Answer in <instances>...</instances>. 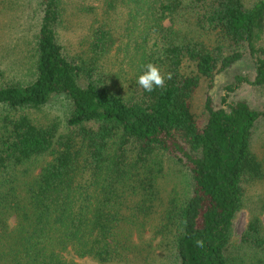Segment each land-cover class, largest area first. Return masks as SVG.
I'll list each match as a JSON object with an SVG mask.
<instances>
[{"label":"trees","instance_id":"16d2710c","mask_svg":"<svg viewBox=\"0 0 264 264\" xmlns=\"http://www.w3.org/2000/svg\"><path fill=\"white\" fill-rule=\"evenodd\" d=\"M30 1L35 28L0 36V264L146 259L161 239L162 264H264L261 216L234 235L248 186L264 179L252 150L264 112L226 98L206 99L204 121L191 110L201 79L245 53L254 75L241 79L264 95V0H91L76 50L60 36L64 0ZM188 24L213 39L179 29ZM147 63L165 77L151 93L137 84ZM54 99L64 131L30 115ZM168 162L188 173L189 190L136 243ZM20 173L30 174L23 186Z\"/></svg>","mask_w":264,"mask_h":264},{"label":"rangeland","instance_id":"374dc122","mask_svg":"<svg viewBox=\"0 0 264 264\" xmlns=\"http://www.w3.org/2000/svg\"><path fill=\"white\" fill-rule=\"evenodd\" d=\"M93 4L91 0H64L65 13L62 24L60 26V36L68 49L76 50L81 38L86 37V29L90 22H93L94 14H86L83 12L81 4ZM33 6V5H32ZM30 0H0V36H9L10 39L17 34L30 32V28H35V15ZM183 33L210 43L213 36L200 30L193 24L181 26L179 28ZM4 42V41H3ZM76 48V49H75ZM124 60L123 67L125 65ZM254 75V64L250 56L245 53L243 58L232 64L226 70L216 74L211 80L201 79L200 84L195 91L191 100V110L193 115L200 121H204L206 113L204 104L207 98L215 107L222 105V98H226L228 103L237 101H246L251 107L259 112H264V95L255 94L252 87L241 78L244 76L252 79ZM241 79V80H240ZM239 80V81H238ZM64 113L65 105L62 99H54L47 108L41 111H33L30 115L38 120L49 122L56 119L60 123V130L64 131ZM259 123L253 140L252 150L259 158L264 169V115ZM43 159H39L28 164L34 167L31 173L35 175L38 172V166ZM26 173L24 177L21 173L18 175V183L23 186L30 175ZM17 177V175H16ZM188 173L174 164L168 162L165 164L163 174L158 178L156 183L157 200L153 204V209L149 216L142 221L145 224L135 232L133 240L137 243L138 238L148 239L153 236L161 228L163 210L168 205L171 198H181L189 190ZM258 214L264 220V179L254 183L247 188L245 202L243 208L237 213L234 220V235L239 238L249 217ZM161 242V247L159 243ZM164 240H160L155 249L146 256L133 257L121 261H114L111 264H162V258L155 257V252L164 250ZM136 248V250H138ZM144 255L147 250H141Z\"/></svg>","mask_w":264,"mask_h":264},{"label":"clouds","instance_id":"9594fccd","mask_svg":"<svg viewBox=\"0 0 264 264\" xmlns=\"http://www.w3.org/2000/svg\"><path fill=\"white\" fill-rule=\"evenodd\" d=\"M171 79V74L167 76ZM165 77L161 75L158 67L152 63H147L143 66L141 73L137 77V84L141 86L146 92L151 93L155 88L162 87L164 84ZM198 247L202 245H197Z\"/></svg>","mask_w":264,"mask_h":264}]
</instances>
